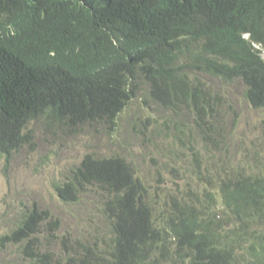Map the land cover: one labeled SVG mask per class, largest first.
Here are the masks:
<instances>
[{"label":"trees","instance_id":"16d2710c","mask_svg":"<svg viewBox=\"0 0 264 264\" xmlns=\"http://www.w3.org/2000/svg\"><path fill=\"white\" fill-rule=\"evenodd\" d=\"M263 55L264 0H0V159L30 142L36 122L115 125L139 93L149 107L188 108L203 128L220 117L219 96L200 76L239 81L264 108ZM220 170L199 167L202 192L162 205L125 158L86 155L54 190L64 204L102 198L109 250L87 246L67 263L264 264V174ZM41 218L24 212L0 239L23 245L27 264L53 262L32 239Z\"/></svg>","mask_w":264,"mask_h":264},{"label":"rangeland","instance_id":"374dc122","mask_svg":"<svg viewBox=\"0 0 264 264\" xmlns=\"http://www.w3.org/2000/svg\"><path fill=\"white\" fill-rule=\"evenodd\" d=\"M200 79L219 96L212 112L220 117L204 121L203 128L196 126L188 108L169 110L153 100L149 107L144 93L129 103L115 125L64 132L46 131L39 122L33 123L30 142L8 163L0 159V239L12 232L24 212L36 209L42 218L32 239L42 251L54 253L52 264H68L69 256L84 253L87 246L95 248V254L108 251L103 242L107 223L97 215L102 198L64 204L54 190L89 154L125 158L153 201L162 205L173 197L187 200L190 191L202 192L206 182L198 179L199 167L210 169L213 162L219 171L246 168L264 174V108L255 109L245 100L239 81ZM208 125L212 132L220 130L224 139L212 132L208 137ZM22 246L0 241V264H27Z\"/></svg>","mask_w":264,"mask_h":264},{"label":"clouds","instance_id":"9594fccd","mask_svg":"<svg viewBox=\"0 0 264 264\" xmlns=\"http://www.w3.org/2000/svg\"><path fill=\"white\" fill-rule=\"evenodd\" d=\"M264 56V55H263Z\"/></svg>","mask_w":264,"mask_h":264}]
</instances>
